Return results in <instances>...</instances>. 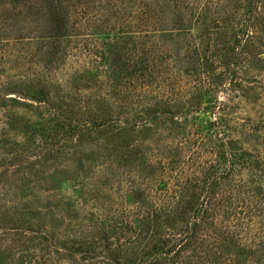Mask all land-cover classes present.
<instances>
[{
    "label": "trees",
    "instance_id": "obj_1",
    "mask_svg": "<svg viewBox=\"0 0 264 264\" xmlns=\"http://www.w3.org/2000/svg\"><path fill=\"white\" fill-rule=\"evenodd\" d=\"M58 1L51 34L34 37L35 42H25L29 59L36 64L34 76L44 77L37 81V86L34 85L37 89L32 97L46 105L52 104V88L57 82L55 73L60 69V60L66 57L67 43L72 37L70 12L63 8L62 0ZM222 1L140 0L137 35L129 33L124 40L118 37L108 44L102 55L104 60H109L108 74L114 95L121 102L123 112L144 116L156 111L157 117L175 114L173 108H177V112L187 110V122L193 120L199 128L172 133L176 140L173 144H146L147 154L153 159L146 161L150 170L141 169L135 179L123 175L111 180L104 171L87 176V182L77 189L78 223L67 225L61 240L63 247L52 243L55 255L49 248L43 249V253H25V264H64V258L74 264H80V259L91 264H245L239 257L241 254L229 253V246L238 244L243 236H253L250 227L257 222L264 226V217L259 219L251 209L260 205L257 210L264 213L262 202L253 203L255 199L250 201L246 193L254 190L251 184L256 180L264 182L263 177L254 173L264 167V158L238 147L240 139L234 138L235 133H248L245 128L238 129L229 124L226 111L231 100L216 99L215 103L198 111L190 102V95L195 90L202 100L211 102L213 87L224 79L229 78L230 87H235L236 66L245 61L242 54L247 53L249 45L246 46V42L252 38L247 29L237 36V43L224 55L226 59L231 56L230 52L238 49L229 59L225 72L214 73L216 67L210 57L218 54L214 50L219 42L218 37L212 40L217 20L211 15L217 13ZM245 3L244 9L249 15L264 11V0H247ZM184 10L188 12V18ZM238 12L233 11L237 15ZM250 18L246 22L251 24ZM129 43L134 46L129 47ZM33 45H36L35 50ZM95 71L94 75L98 77V68ZM219 78L222 79L220 82ZM217 107L221 115L205 125L203 116L198 114L214 112ZM193 112L197 114L191 116ZM67 119L68 123L63 122L62 136L56 138V144L61 147L75 136L116 121L110 115L101 124L93 121V125ZM140 152L146 154L144 149ZM206 153L216 156L209 161L202 158ZM246 171L253 176L246 178ZM170 179L172 181L168 183ZM194 188H201V196ZM240 203L249 208L251 204L250 213L249 210L239 211ZM212 217L221 221L219 227L223 231L216 227L213 231L210 229L216 224L209 223ZM246 217L250 221H246ZM171 219L178 222L180 229H176L178 224L175 227L169 225ZM232 220L235 224L231 225ZM248 227L249 230L244 231ZM161 229L167 234L156 238ZM254 235L253 244L244 249L251 257L247 264H264V252L259 255L264 246L263 237L258 233ZM56 237L54 234L55 243ZM77 254H80L78 259L74 257Z\"/></svg>",
    "mask_w": 264,
    "mask_h": 264
},
{
    "label": "rangeland",
    "instance_id": "obj_2",
    "mask_svg": "<svg viewBox=\"0 0 264 264\" xmlns=\"http://www.w3.org/2000/svg\"><path fill=\"white\" fill-rule=\"evenodd\" d=\"M139 2L62 0L63 8L70 12L72 37L67 43L66 57L60 60V69L55 73L57 82L52 88V104L46 105L32 97L37 89L34 85L37 86V81L44 80V77L38 79L34 76L36 64L29 59L31 56L26 52L29 50L25 48V42L51 34L54 8L59 1L0 0V264H25V253H43L46 248L55 255L52 243L63 247L61 240L67 225L78 223L77 189L81 183L87 182V176L104 171L111 180L123 175L135 179L141 169L150 170L146 161L152 157L147 154L146 144H173L176 140L172 138V133L199 128L193 120L192 123L187 122V110L177 112V108H173L175 114H160L157 117L156 111L144 116L123 112L121 102L114 95L108 74L109 60H104L102 55L108 44L118 40V37L124 40L129 33L137 35ZM245 2L247 0H223L217 13L211 15L217 20L212 40L218 37L219 42L214 50L218 54L210 57L216 67L215 74L225 72L229 59L238 51L235 49L230 52L231 56L223 58L231 45L237 43V36H241L245 29L252 36L251 41L246 42V46L249 45L247 53L242 54L244 63L236 66L235 87H230L229 78L224 79L213 87L211 102L202 100L196 90L190 95V102L198 111L212 105L216 99L231 100L226 111L229 124L238 129L245 128V133H248H235L234 138L240 139L238 147L249 149L255 157L264 158V11L249 15L244 9ZM235 10L239 11L238 15L233 13ZM169 14L175 15L173 12ZM184 14L188 18V12L184 10ZM248 17L253 20L251 24L246 22ZM133 46L129 43V47ZM35 48L36 45H33L32 49ZM97 68L98 77L94 75ZM221 80L218 79L219 82ZM218 108L214 112L198 114L203 116L205 125L221 115ZM195 114L197 112L191 116ZM109 115L116 121L75 136L64 147L56 144V138L61 137L64 131L63 122H69L67 118L93 125L95 120L103 123ZM172 115L173 118L170 117ZM232 127L228 126L230 130ZM249 133H253L252 136ZM143 149L146 154L140 152ZM215 156V153H206L202 158L210 161ZM190 173L188 170L187 175ZM254 173L264 180V167ZM252 176L246 171V178ZM262 184V180H256L251 184L254 190L246 193L250 201L255 199L253 203L262 202L264 206ZM195 192L201 196L202 190L197 188ZM238 205L239 211L249 210L250 213L251 204L250 208L242 203ZM259 206L251 209L260 219L264 213L257 210ZM216 218L208 220L209 223H216L210 229L213 231L216 227L223 231L219 227L220 220ZM188 219L190 221V217ZM245 220L250 221V218ZM208 221L204 223L206 227ZM168 223L171 227L178 224L175 219ZM176 227L180 229L179 224ZM237 228L240 229V226L237 225ZM250 228L253 236H243L239 245L232 243L229 246V253L241 254L239 257L245 264L251 261V257L244 249L246 245L253 244L254 233L260 234L264 240L263 225L257 222ZM162 229L167 230L165 227ZM162 229L158 230L156 238L167 234ZM248 230L249 227L244 231ZM54 234H57L56 243ZM262 247L259 255L264 252ZM79 255L74 257L78 259ZM63 263L74 264L66 258ZM80 264L91 262L80 259Z\"/></svg>",
    "mask_w": 264,
    "mask_h": 264
}]
</instances>
